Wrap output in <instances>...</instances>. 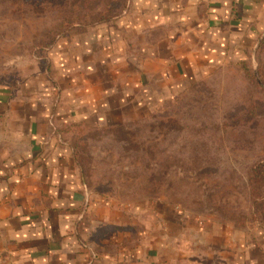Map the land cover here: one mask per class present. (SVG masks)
I'll use <instances>...</instances> for the list:
<instances>
[{
    "label": "crops",
    "instance_id": "crops-1",
    "mask_svg": "<svg viewBox=\"0 0 264 264\" xmlns=\"http://www.w3.org/2000/svg\"><path fill=\"white\" fill-rule=\"evenodd\" d=\"M263 37L264 0H127L118 18L70 31L23 80L0 84V264L168 261L157 256L166 236L117 250L129 236L120 233L126 222L88 192L58 131L159 109L214 70L246 60Z\"/></svg>",
    "mask_w": 264,
    "mask_h": 264
},
{
    "label": "rangeland",
    "instance_id": "rangeland-1",
    "mask_svg": "<svg viewBox=\"0 0 264 264\" xmlns=\"http://www.w3.org/2000/svg\"><path fill=\"white\" fill-rule=\"evenodd\" d=\"M118 1L0 0V84L23 80L32 62L44 64L37 46L108 16L107 4L116 14ZM263 38L246 60L214 70L159 109L64 131L88 192L126 222L119 232L129 236L117 250L166 236L157 256L170 259L161 264L264 257Z\"/></svg>",
    "mask_w": 264,
    "mask_h": 264
},
{
    "label": "trees",
    "instance_id": "trees-1",
    "mask_svg": "<svg viewBox=\"0 0 264 264\" xmlns=\"http://www.w3.org/2000/svg\"><path fill=\"white\" fill-rule=\"evenodd\" d=\"M114 0H112L113 2ZM118 4L120 6L119 8V11L116 13V14H112V12L116 9L115 6L113 5H109V6H105L107 8H109V13H108V16L106 17H103V18H99L98 21H96L94 24H91V25H88V26H84V25H75L73 27H70V28H67L65 30H63L62 32H60L59 34L55 35L54 37H51L47 42H45L43 45L41 46H37L34 50V56L38 59V60H44V57H45V52L47 49H49L57 40H59L60 38H62L63 36H65L66 34H68L70 31L72 30H76V29H86V28H90L94 25H98V24H102V23H107V22H110V21H113L114 19L118 18L122 12L125 10L126 8V4H127V0H119L118 1ZM264 39V38H263ZM243 62V61H242ZM240 63V62H239ZM243 64V63H241ZM240 64V65H241ZM80 124H83V123H71V124H68L66 125L64 128H62L61 131H58L59 135H60V138L66 143L68 144V146L70 147L71 149V152H72V157L74 159V161L76 162L77 164V160L75 159L76 156H75V153L73 151V148L71 147V145L66 141V139H64V131L66 130L67 132L69 131V129L71 128H75V127H78ZM65 131V132H66ZM83 179V178H82ZM84 181V180H83Z\"/></svg>",
    "mask_w": 264,
    "mask_h": 264
}]
</instances>
